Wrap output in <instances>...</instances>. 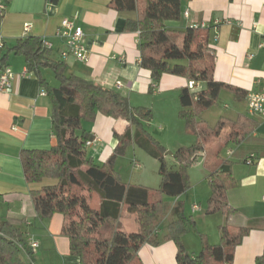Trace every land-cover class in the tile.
Returning <instances> with one entry per match:
<instances>
[{
	"label": "crops",
	"instance_id": "0c3cea01",
	"mask_svg": "<svg viewBox=\"0 0 264 264\" xmlns=\"http://www.w3.org/2000/svg\"><path fill=\"white\" fill-rule=\"evenodd\" d=\"M110 1L0 0L5 6L0 16L3 51L28 36L49 41L52 48L46 57L52 62H62L66 75L113 90L125 97L130 107L151 112L150 120L142 126L165 149L166 159L169 156L173 161L169 164L177 170L172 154L196 142V135L187 129L179 115L180 91L189 81L170 74L162 75L157 83L152 81L150 72L140 66L138 32L125 29L126 20L135 18L136 14L117 12ZM179 1V19L167 21L165 26L169 30L183 31L192 24L206 25L202 31L207 35L214 58L213 79L228 88L220 91L214 105L199 112L198 120L210 128L221 122L222 128L205 142L187 168V191L178 197H154V200L161 198L168 206L151 235L158 242L141 244L135 260L129 264H176V245L165 239L168 226L175 219L171 210L176 205H181L184 217L193 221V227L181 237L188 254L197 255L203 241L210 246L218 245L220 227L227 225L231 230H248L234 248L231 264H255L256 258L264 252V118L247 113L246 98L249 93L264 92V0ZM74 16L75 24L83 30L87 63L72 56L65 60L60 58L65 45L56 33L63 19ZM25 24L31 25L28 32L24 31ZM7 66L15 78L11 92L0 93V221L8 220L18 227L28 246L30 240L38 244L32 250L31 260L28 255L24 256L32 264H77L76 258L70 256L68 239L61 234L62 216L54 214L49 219H40L30 196L31 191L54 181L28 183L20 161L24 150H48L56 145L50 99L40 95L44 87L34 73L27 71L23 56L10 54ZM41 76L50 86L58 85L50 69H41ZM196 84L197 91L204 88L202 83ZM82 126L92 136L91 144L86 146V158L99 166L115 153L118 140L114 134L121 136L127 130L133 131L127 120L100 113ZM250 155H254L255 160L247 165L245 160ZM136 158L143 163L140 169L132 168ZM223 162L230 163L235 182L225 193V202L233 211L229 217L221 212L207 213L211 196L208 177L218 171ZM112 165L125 185L152 191L160 185L157 160L134 142L128 145L124 155L114 158ZM90 204L98 209L99 198L92 195ZM193 206L198 209L192 211ZM115 226L126 235L139 233L136 215L129 213L125 205Z\"/></svg>",
	"mask_w": 264,
	"mask_h": 264
},
{
	"label": "trees",
	"instance_id": "16d2710c",
	"mask_svg": "<svg viewBox=\"0 0 264 264\" xmlns=\"http://www.w3.org/2000/svg\"><path fill=\"white\" fill-rule=\"evenodd\" d=\"M110 6L117 12L136 14L135 18L126 20L125 29L138 32L140 66L150 72L154 83L162 75L170 74L202 83L204 88L190 92L186 87L180 91L179 115L187 129L196 135V142L172 154L178 168L171 171L165 164V149L142 126L151 118L149 110L132 108L121 94L92 81L66 75L62 62L47 59L50 50L41 39L24 37L6 52L4 48L0 50V69L7 66L10 54L23 56L27 71L37 76L50 99L56 145L48 150H24L20 161L28 183L54 181L31 191L30 196L40 219H49L54 214L62 216L61 234L68 239L70 256L76 258L77 264H129L135 260L141 244H157L151 235L168 206L161 198L154 200V197H178L187 191V168L205 142L222 128L221 122L214 128L206 126L198 120L199 112L214 105L220 91L228 88L213 79L214 58L205 31L166 28L167 21L180 17L179 0H111ZM44 68L52 71L57 86H50L43 79L41 69ZM97 113L125 119L133 128L121 136L114 134L118 146L114 155L101 166L86 158V142L92 136L82 126L85 121H93ZM131 142L157 160L160 176L157 190L125 185L114 170V158L122 155ZM208 185L211 196L207 213L221 212L226 217L233 214L225 202L226 191L235 186L229 162H223L218 171L209 175ZM92 195L100 200L98 209L90 204ZM123 205L136 215L139 225L136 235H126L115 226ZM171 212L175 219L170 222L165 239L176 245V264H231L234 248L248 232L245 228L231 230L227 225L221 226L218 245L210 246L203 241L202 250L190 255L181 237L193 227V221L184 217L181 205H176ZM23 236L12 222L0 221V264H32L33 251ZM25 254L29 261L24 258ZM255 264H264V252L256 258Z\"/></svg>",
	"mask_w": 264,
	"mask_h": 264
},
{
	"label": "built area",
	"instance_id": "2783aa9c",
	"mask_svg": "<svg viewBox=\"0 0 264 264\" xmlns=\"http://www.w3.org/2000/svg\"><path fill=\"white\" fill-rule=\"evenodd\" d=\"M5 10V6L3 4H0V16L3 15ZM185 17H188V14L185 13ZM75 16L72 19L65 18L61 21L60 27L56 33V35L63 39L65 50L61 52L60 58L62 60L67 59L69 56H72L75 60L81 62V63H87L88 56L86 53V49L83 44V30L80 26H77L75 24ZM31 28L30 24H25L24 31L28 32ZM190 28L194 30H205L206 25L204 23L201 24H192ZM42 42L44 44V47L47 50H50L52 48V44L42 39ZM264 45V43H263ZM3 48V41L0 37V50ZM15 78V74L12 72V70L5 66L2 69H0V93L8 94L12 90V82ZM118 87H120V83L116 84ZM197 84L194 81H189L187 88L192 91L196 92ZM40 95L45 96L46 93L44 90L40 91ZM246 109L247 113L250 115H257L259 117L264 118V92H256V93H249L246 98ZM91 144L90 141L86 142V146H89ZM255 158L254 155H250L249 158L245 160V163L247 165H252ZM132 168L133 169H139L140 164L133 160L132 162ZM264 200V197L262 198ZM198 209L197 206L192 207V211H196ZM29 246L32 250L38 247V244L32 240L29 241Z\"/></svg>",
	"mask_w": 264,
	"mask_h": 264
},
{
	"label": "rangeland",
	"instance_id": "374dc122",
	"mask_svg": "<svg viewBox=\"0 0 264 264\" xmlns=\"http://www.w3.org/2000/svg\"><path fill=\"white\" fill-rule=\"evenodd\" d=\"M52 81H53V80H52ZM220 105H222V102H221ZM124 153H125V151H124ZM124 153H123L122 155H124ZM122 155H120V156H122ZM165 155H166V154H164L166 167H167L169 170L174 171L175 168H173V166L170 165V164H173V163H171V162H173L172 159L169 158V156H168L167 159H166ZM136 162L139 163V164H141L140 166H143V163H142L138 158H136ZM169 163H170V164H169ZM130 164H131V163H130ZM192 164H193V163H192ZM130 167H131V165H130ZM139 169H140V168H139ZM134 172H136V171H134ZM91 204L93 205V203H91ZM205 211H206V209H205ZM191 230H194V228H191ZM200 237H201V236H200Z\"/></svg>",
	"mask_w": 264,
	"mask_h": 264
},
{
	"label": "water",
	"instance_id": "95a60500",
	"mask_svg": "<svg viewBox=\"0 0 264 264\" xmlns=\"http://www.w3.org/2000/svg\"><path fill=\"white\" fill-rule=\"evenodd\" d=\"M53 1H54V3H55L56 0H53ZM169 154H170V153H169Z\"/></svg>",
	"mask_w": 264,
	"mask_h": 264
}]
</instances>
